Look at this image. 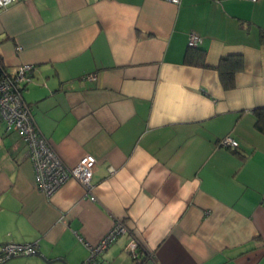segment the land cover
<instances>
[{
    "label": "crops",
    "instance_id": "obj_1",
    "mask_svg": "<svg viewBox=\"0 0 264 264\" xmlns=\"http://www.w3.org/2000/svg\"><path fill=\"white\" fill-rule=\"evenodd\" d=\"M0 61L33 65L22 95L58 156L96 159L90 193L69 178L46 197L0 119V251L38 247L0 264H82L117 221L98 264H264V0H18Z\"/></svg>",
    "mask_w": 264,
    "mask_h": 264
},
{
    "label": "built area",
    "instance_id": "obj_2",
    "mask_svg": "<svg viewBox=\"0 0 264 264\" xmlns=\"http://www.w3.org/2000/svg\"><path fill=\"white\" fill-rule=\"evenodd\" d=\"M18 0H0V9ZM177 4L179 0H167ZM254 1V0H251ZM201 42V36L190 33L187 45L195 47ZM20 49V47H17ZM31 63H20L13 70H6L0 62V119L7 130H18L26 143L27 157L30 159L36 187L46 196H51L67 179H76L90 193L92 186V170L96 159L93 155H83L74 165L66 164L56 153L52 143L38 129L33 118L29 103L22 95V89L29 80ZM218 143L220 146L235 148L238 143L230 135L222 137ZM94 199L93 195L89 196ZM264 200V196H262ZM127 227L116 222L94 244H86L90 255L82 264H98L95 257L106 249L116 237L127 231ZM138 241L132 239L127 244V251L136 260L140 261L138 253ZM38 247L35 243L7 242L0 251V261H4L11 255H27L36 253Z\"/></svg>",
    "mask_w": 264,
    "mask_h": 264
},
{
    "label": "trees",
    "instance_id": "obj_3",
    "mask_svg": "<svg viewBox=\"0 0 264 264\" xmlns=\"http://www.w3.org/2000/svg\"><path fill=\"white\" fill-rule=\"evenodd\" d=\"M193 50H198V45L195 46V47H189V46H187V51H186L185 58H184V60H185L186 63H193L195 61L194 58H196V55L194 56V54H192L193 53ZM228 57L229 56H223V57H221V63L224 62V61H227L229 59ZM235 62L237 63L238 61H235ZM196 63L197 64L204 65V62H203V59L202 58L198 62L196 61ZM222 82L226 86H228V84H229V82H226L225 79H223ZM253 113L255 115V127L259 131H261L262 133H264V105L254 107Z\"/></svg>",
    "mask_w": 264,
    "mask_h": 264
},
{
    "label": "water",
    "instance_id": "obj_4",
    "mask_svg": "<svg viewBox=\"0 0 264 264\" xmlns=\"http://www.w3.org/2000/svg\"><path fill=\"white\" fill-rule=\"evenodd\" d=\"M13 256H15V255H11L10 257H13ZM10 257H9V258H10ZM43 259H44V258H43ZM44 260L46 261V259H44ZM58 260L62 261V259H60V258H59Z\"/></svg>",
    "mask_w": 264,
    "mask_h": 264
}]
</instances>
